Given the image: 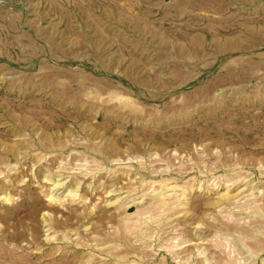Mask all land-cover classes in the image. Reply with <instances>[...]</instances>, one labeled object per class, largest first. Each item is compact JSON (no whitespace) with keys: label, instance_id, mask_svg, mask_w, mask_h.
<instances>
[{"label":"rangeland","instance_id":"1","mask_svg":"<svg viewBox=\"0 0 264 264\" xmlns=\"http://www.w3.org/2000/svg\"><path fill=\"white\" fill-rule=\"evenodd\" d=\"M0 264H264V0H0Z\"/></svg>","mask_w":264,"mask_h":264}]
</instances>
